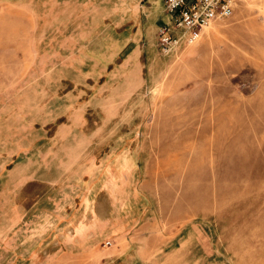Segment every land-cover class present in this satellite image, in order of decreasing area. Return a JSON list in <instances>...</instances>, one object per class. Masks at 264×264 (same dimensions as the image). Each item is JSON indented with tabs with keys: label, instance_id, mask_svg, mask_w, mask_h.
<instances>
[{
	"label": "rangeland",
	"instance_id": "rangeland-1",
	"mask_svg": "<svg viewBox=\"0 0 264 264\" xmlns=\"http://www.w3.org/2000/svg\"><path fill=\"white\" fill-rule=\"evenodd\" d=\"M168 16L0 0V264H264V0Z\"/></svg>",
	"mask_w": 264,
	"mask_h": 264
},
{
	"label": "built area",
	"instance_id": "built-area-1",
	"mask_svg": "<svg viewBox=\"0 0 264 264\" xmlns=\"http://www.w3.org/2000/svg\"><path fill=\"white\" fill-rule=\"evenodd\" d=\"M237 0H164L168 13L157 29L159 48L169 53L182 43L198 40L214 20L232 14Z\"/></svg>",
	"mask_w": 264,
	"mask_h": 264
},
{
	"label": "bare ground",
	"instance_id": "bare-ground-1",
	"mask_svg": "<svg viewBox=\"0 0 264 264\" xmlns=\"http://www.w3.org/2000/svg\"><path fill=\"white\" fill-rule=\"evenodd\" d=\"M121 157V156H120ZM120 162V161H119Z\"/></svg>",
	"mask_w": 264,
	"mask_h": 264
}]
</instances>
